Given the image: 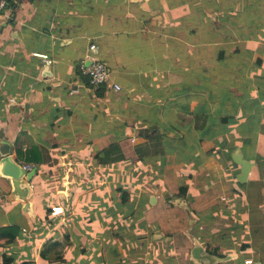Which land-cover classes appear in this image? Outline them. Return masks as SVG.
I'll use <instances>...</instances> for the list:
<instances>
[{
    "label": "crops",
    "instance_id": "1",
    "mask_svg": "<svg viewBox=\"0 0 264 264\" xmlns=\"http://www.w3.org/2000/svg\"><path fill=\"white\" fill-rule=\"evenodd\" d=\"M0 153L36 171L32 216L0 176V264H264V0H8Z\"/></svg>",
    "mask_w": 264,
    "mask_h": 264
},
{
    "label": "water",
    "instance_id": "2",
    "mask_svg": "<svg viewBox=\"0 0 264 264\" xmlns=\"http://www.w3.org/2000/svg\"><path fill=\"white\" fill-rule=\"evenodd\" d=\"M233 162L240 167V173L236 177L237 182L244 183L247 180L252 163L244 160L240 149H235L231 154ZM35 168L27 170L9 154L0 153V176L7 179L11 186V192L7 195L8 202H20L22 210L29 216L33 215V208L29 198L30 182L35 174ZM173 204L185 210H189L188 203L184 197H172ZM203 255V249L198 246L197 241L191 253V259L197 261ZM203 260L210 259V256H202ZM203 261V262H204Z\"/></svg>",
    "mask_w": 264,
    "mask_h": 264
},
{
    "label": "built area",
    "instance_id": "3",
    "mask_svg": "<svg viewBox=\"0 0 264 264\" xmlns=\"http://www.w3.org/2000/svg\"><path fill=\"white\" fill-rule=\"evenodd\" d=\"M7 2L8 0H0V17L3 16V14L7 10ZM95 49V46L91 45L89 47L90 51H93ZM42 58L45 62L48 64L51 63V61L47 58V56H39ZM89 60L87 64H85V61L83 60L80 63V69L84 75L88 77V85L91 89L97 90L101 86L108 83L109 80V70L107 66L94 59L93 57L87 58ZM113 89L116 91L120 90V87L117 85H113ZM27 170H30L31 168L25 167ZM245 264H251L250 261L245 262Z\"/></svg>",
    "mask_w": 264,
    "mask_h": 264
},
{
    "label": "trees",
    "instance_id": "4",
    "mask_svg": "<svg viewBox=\"0 0 264 264\" xmlns=\"http://www.w3.org/2000/svg\"><path fill=\"white\" fill-rule=\"evenodd\" d=\"M237 52V51H236ZM224 54V53H223ZM223 54H221V56H220V60L222 61V59H223ZM221 65H231V64H225V63H221ZM243 64L242 63H237L236 64V71L237 72H239L240 70H242L243 69V66H242ZM232 82L234 83V84H236V90H235V93H234V99L236 100V99H241L244 95H242V94H245L246 93V95H247V91L245 90L246 89V86L244 85V83L242 82V80H241V78H239L238 76L234 79V80H232ZM101 88V87H100ZM99 89V88H98ZM231 117V116H230ZM228 118L225 116L224 118H222L221 119V124L223 125V126H225V125H228ZM229 126V128H231L232 129V134L233 135H236V134H241V128L240 127H235V126H231V125H228ZM218 133H220V130L219 129H217L216 130V127H212V128H205V130H204V134H205V136H209V135H213V136H215L216 134H218ZM242 153V152H241ZM22 166H24V167H29V166H31L32 168L33 167H35V165L34 164H32V165H28V164H24V165H22ZM31 167H29V168H31ZM31 168V169H32ZM35 193H38V192H35ZM179 194H181V195H184L185 194V189L184 188H181L180 189V191H179ZM15 229V228H14ZM4 230H1V235H0V239H2L3 237H6V236H4ZM14 236H15V234H11L10 235V237L7 235V241L8 242H12L13 240H14Z\"/></svg>",
    "mask_w": 264,
    "mask_h": 264
},
{
    "label": "rangeland",
    "instance_id": "5",
    "mask_svg": "<svg viewBox=\"0 0 264 264\" xmlns=\"http://www.w3.org/2000/svg\"><path fill=\"white\" fill-rule=\"evenodd\" d=\"M225 174H226V173H225ZM5 259H6V257L3 258V260H5Z\"/></svg>",
    "mask_w": 264,
    "mask_h": 264
}]
</instances>
